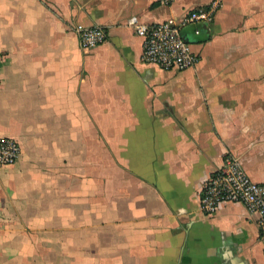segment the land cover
I'll use <instances>...</instances> for the list:
<instances>
[{
    "label": "crops",
    "instance_id": "1",
    "mask_svg": "<svg viewBox=\"0 0 264 264\" xmlns=\"http://www.w3.org/2000/svg\"><path fill=\"white\" fill-rule=\"evenodd\" d=\"M210 1L0 0V138L20 147L0 167V264H264L257 214L198 203L226 155L264 183V0L184 28L186 71L143 62L128 25ZM94 26L106 40L83 51Z\"/></svg>",
    "mask_w": 264,
    "mask_h": 264
},
{
    "label": "built area",
    "instance_id": "2",
    "mask_svg": "<svg viewBox=\"0 0 264 264\" xmlns=\"http://www.w3.org/2000/svg\"><path fill=\"white\" fill-rule=\"evenodd\" d=\"M176 0H159L169 6ZM222 0H211L207 6L191 10L180 19H168L161 23L141 24L135 17L128 21L135 34L142 39L143 62L158 66L164 71L195 69L200 62L189 43L185 42L182 30L187 26L210 23L220 9ZM76 34L81 50L88 51L104 43L106 30L101 26L77 27ZM198 35L199 31L196 30ZM20 156L19 144L11 138H0V167L15 164ZM198 203L204 215L211 216L220 206L242 204L249 213L260 217L264 228V183H255L244 171L239 159L226 155L220 168L204 181Z\"/></svg>",
    "mask_w": 264,
    "mask_h": 264
},
{
    "label": "water",
    "instance_id": "3",
    "mask_svg": "<svg viewBox=\"0 0 264 264\" xmlns=\"http://www.w3.org/2000/svg\"><path fill=\"white\" fill-rule=\"evenodd\" d=\"M186 42V41H185ZM187 43V42H186Z\"/></svg>",
    "mask_w": 264,
    "mask_h": 264
}]
</instances>
